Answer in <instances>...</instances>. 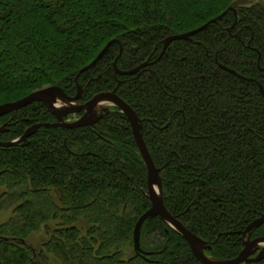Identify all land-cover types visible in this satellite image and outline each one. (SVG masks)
<instances>
[{"label": "trees", "instance_id": "1", "mask_svg": "<svg viewBox=\"0 0 264 264\" xmlns=\"http://www.w3.org/2000/svg\"><path fill=\"white\" fill-rule=\"evenodd\" d=\"M235 2L0 0V105L50 85L74 96L79 83L80 103L116 89L142 120L167 209L220 259L239 254L244 229L264 214V0ZM214 18L158 59L166 37ZM116 59L121 70L150 64L119 75ZM55 121L32 102L0 117V140ZM150 206L147 168L116 106L92 127H40L0 145V264H203L159 216L142 226L146 253L135 251ZM37 233L41 243H30ZM262 235L264 224L250 232Z\"/></svg>", "mask_w": 264, "mask_h": 264}, {"label": "water", "instance_id": "2", "mask_svg": "<svg viewBox=\"0 0 264 264\" xmlns=\"http://www.w3.org/2000/svg\"><path fill=\"white\" fill-rule=\"evenodd\" d=\"M232 8V6H231ZM223 15V14H222ZM220 15V17L222 16ZM218 18H214L204 25L193 29L191 31L173 34L166 37L163 41V49L158 57L160 59L165 53L169 44L175 40H189L192 39L193 35L202 31L206 28L211 22H216ZM234 24L228 28L229 31L232 30ZM108 43L104 49L97 55V57L88 65L83 67L80 72H84L87 69L92 68L97 61L102 57L106 52L109 45ZM122 48L119 56L121 55ZM150 64V61L147 60L138 66L129 69L121 70L117 65V59L114 61V70L115 74L120 75H132L137 73L142 68ZM219 66L228 72L235 74L241 78L244 76L238 74L234 69L227 67L224 64H219ZM260 70H264V67L259 66ZM250 80L255 81L254 78H249ZM257 82V81H256ZM260 88V91L264 95V87L260 82H257ZM77 93L74 96L68 95L65 90L59 85H50L44 86L39 89L34 90L27 96L20 98L15 101L6 102L0 105V117L18 111L20 108L35 102H43L48 110L55 116V122H39L28 127L22 136L19 138L4 141L0 140V145L4 147L18 145L19 143H25L28 138L33 135L40 127H63L68 129H74L82 126L92 127L98 122L106 113H109L111 106H116L123 112L130 123L134 140L137 144L138 150L143 158L145 166L147 168V195L151 202V206L146 210L137 220L133 232V241L134 249L139 254H145L146 252L141 248V229L146 220H150L154 217H161L168 225L173 229L183 235L195 257L203 264H243L247 262H256L264 258V235L250 238V232L252 229L257 228L264 224V214L254 219L250 222L243 231V242L244 247L239 252V254L232 259H220L208 255L207 250L211 249V244L206 240L202 239L200 236L193 233L189 230L177 216L173 215L166 207L163 197V185L161 178V169L156 166L153 161V158L150 154L148 146L145 142L143 133H142V120L133 109V107L127 103L117 92L116 89L112 91H104L94 95L90 100L85 103H80L79 99L81 97L83 88L77 83ZM77 112H83L81 116L74 120H69L68 116L75 114ZM7 130V123L3 124L0 127V133H3ZM260 249V250H259ZM259 252L256 254V252ZM256 254V256H253Z\"/></svg>", "mask_w": 264, "mask_h": 264}, {"label": "rangeland", "instance_id": "3", "mask_svg": "<svg viewBox=\"0 0 264 264\" xmlns=\"http://www.w3.org/2000/svg\"><path fill=\"white\" fill-rule=\"evenodd\" d=\"M256 1H262V0H236L235 3L236 4H239V3H251V2H256ZM4 218H6V216ZM44 237H45L44 233H37V234L32 235L29 238V242L32 243V244H35V245H39Z\"/></svg>", "mask_w": 264, "mask_h": 264}, {"label": "flooded vegetation", "instance_id": "4", "mask_svg": "<svg viewBox=\"0 0 264 264\" xmlns=\"http://www.w3.org/2000/svg\"><path fill=\"white\" fill-rule=\"evenodd\" d=\"M77 118V117H76ZM260 250V249H259ZM259 250L256 252V254L259 252ZM256 254H254L253 256H256Z\"/></svg>", "mask_w": 264, "mask_h": 264}, {"label": "bare ground", "instance_id": "5", "mask_svg": "<svg viewBox=\"0 0 264 264\" xmlns=\"http://www.w3.org/2000/svg\"><path fill=\"white\" fill-rule=\"evenodd\" d=\"M120 75V74H119Z\"/></svg>", "mask_w": 264, "mask_h": 264}]
</instances>
